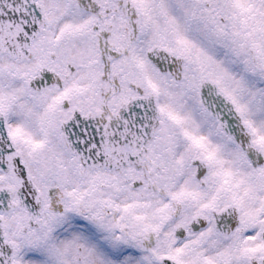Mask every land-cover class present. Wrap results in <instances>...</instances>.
<instances>
[{"label": "snow or ice", "instance_id": "6c2138e0", "mask_svg": "<svg viewBox=\"0 0 264 264\" xmlns=\"http://www.w3.org/2000/svg\"><path fill=\"white\" fill-rule=\"evenodd\" d=\"M0 264H264V0H0Z\"/></svg>", "mask_w": 264, "mask_h": 264}]
</instances>
